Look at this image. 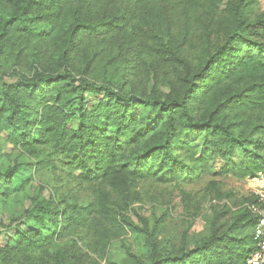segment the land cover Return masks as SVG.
Listing matches in <instances>:
<instances>
[{
  "label": "trees",
  "instance_id": "16d2710c",
  "mask_svg": "<svg viewBox=\"0 0 264 264\" xmlns=\"http://www.w3.org/2000/svg\"><path fill=\"white\" fill-rule=\"evenodd\" d=\"M155 1L0 0V133L36 166L57 155L68 175L107 187L87 203L41 199L27 208L28 227L0 245V264H73L82 253L72 254L67 238L94 231L101 240L120 238L128 230L137 251L107 264H247L255 249L250 194L236 212L213 205L189 247L185 235L178 245L160 244V221L150 229L139 217L136 225L120 209L138 180L264 174V12L250 18L256 0L230 1L223 40L193 61L185 47L197 39L207 1L173 32L148 12ZM128 27L137 42L123 39ZM114 47L118 60L107 59ZM143 48L181 66L177 90L137 96L124 88L123 55ZM17 177L0 148V180Z\"/></svg>",
  "mask_w": 264,
  "mask_h": 264
},
{
  "label": "rangeland",
  "instance_id": "374dc122",
  "mask_svg": "<svg viewBox=\"0 0 264 264\" xmlns=\"http://www.w3.org/2000/svg\"><path fill=\"white\" fill-rule=\"evenodd\" d=\"M207 1L203 8L207 9L198 19L199 32L197 39L190 41L186 46L189 58L193 61L200 54L210 52L213 47L223 40V28L227 23L228 15L225 7L232 0H156L151 3L153 14L164 21L168 30L180 24L185 12H190L195 5ZM120 7H124L121 3ZM255 18L264 12V0H256L251 4ZM167 20H163V17ZM128 27L123 39L138 41L134 29ZM108 46V45H107ZM138 49V48H137ZM254 53L255 51H244ZM107 59L118 60L116 48H112ZM127 64L121 71L124 88L135 95L151 94L158 91L161 94L170 93L178 89V78L183 69L177 63L158 59L144 51H131L124 54ZM100 65L102 61L100 60ZM111 65L109 68L112 70ZM5 81L15 78L5 74ZM74 123H72L73 125ZM6 134L0 133V148L8 153L11 160L17 164L19 177L11 183L0 180V245H7L13 238L16 229L20 226L28 227L24 220V212L41 199H52L59 205L65 203H87L93 194L107 189L103 181L83 182L74 175H68L61 167L58 156L41 166H36V159L21 152L17 146L7 143ZM58 158V159H57ZM220 161L213 165L218 169ZM251 181L249 178H236L216 174H204L194 182L181 180H138L132 183L128 191L127 201L120 204L124 215L134 224L140 225L139 217L147 220L149 228L155 226V220L163 226L160 235V244L164 246L178 245L182 235L186 236L188 247L192 240L201 238L204 233V216L211 214L213 205L226 207L231 212L241 207L245 197L250 193ZM229 213L228 216H230ZM88 232L81 241H66L72 254H78L73 264H107L106 258L122 260L127 251H137L135 233L128 230L120 238H101L98 233ZM79 251V252H78Z\"/></svg>",
  "mask_w": 264,
  "mask_h": 264
},
{
  "label": "built area",
  "instance_id": "2783aa9c",
  "mask_svg": "<svg viewBox=\"0 0 264 264\" xmlns=\"http://www.w3.org/2000/svg\"><path fill=\"white\" fill-rule=\"evenodd\" d=\"M250 196L252 201L246 206L255 216L256 223L253 229L255 249L247 257V264H264V174L249 178Z\"/></svg>",
  "mask_w": 264,
  "mask_h": 264
}]
</instances>
